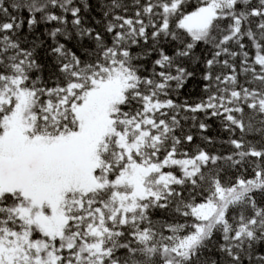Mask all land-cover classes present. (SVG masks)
Returning <instances> with one entry per match:
<instances>
[{
  "label": "snow or ice",
  "instance_id": "6c2138e0",
  "mask_svg": "<svg viewBox=\"0 0 264 264\" xmlns=\"http://www.w3.org/2000/svg\"><path fill=\"white\" fill-rule=\"evenodd\" d=\"M0 264H264V0H0Z\"/></svg>",
  "mask_w": 264,
  "mask_h": 264
},
{
  "label": "trees",
  "instance_id": "16d2710c",
  "mask_svg": "<svg viewBox=\"0 0 264 264\" xmlns=\"http://www.w3.org/2000/svg\"><path fill=\"white\" fill-rule=\"evenodd\" d=\"M193 90H195V92H197V93L199 92V88L197 87V85L195 83H190L187 91L192 92ZM193 99H195V96H193ZM217 127H218L217 124H213V128H212L210 134L218 135L219 133H217V131H216ZM222 135H226V134H222ZM196 142L198 143L199 140L197 139Z\"/></svg>",
  "mask_w": 264,
  "mask_h": 264
}]
</instances>
